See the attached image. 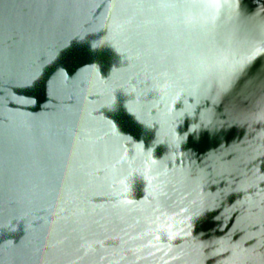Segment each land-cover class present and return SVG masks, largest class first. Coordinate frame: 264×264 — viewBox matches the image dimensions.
I'll return each instance as SVG.
<instances>
[{"label": "water", "instance_id": "1", "mask_svg": "<svg viewBox=\"0 0 264 264\" xmlns=\"http://www.w3.org/2000/svg\"><path fill=\"white\" fill-rule=\"evenodd\" d=\"M0 264H264V0H0Z\"/></svg>", "mask_w": 264, "mask_h": 264}, {"label": "snow or ice", "instance_id": "2", "mask_svg": "<svg viewBox=\"0 0 264 264\" xmlns=\"http://www.w3.org/2000/svg\"><path fill=\"white\" fill-rule=\"evenodd\" d=\"M256 53L254 52L253 53V55H255ZM232 71L233 72H241V71H243V64H239V65H237L236 67H234L233 69H232Z\"/></svg>", "mask_w": 264, "mask_h": 264}]
</instances>
